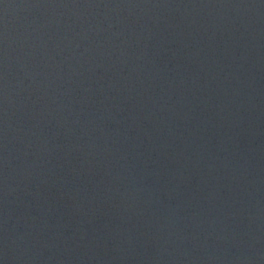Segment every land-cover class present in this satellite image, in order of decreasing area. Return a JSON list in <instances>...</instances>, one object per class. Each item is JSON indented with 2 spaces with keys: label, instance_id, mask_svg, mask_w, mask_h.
Returning a JSON list of instances; mask_svg holds the SVG:
<instances>
[{
  "label": "water",
  "instance_id": "95a60500",
  "mask_svg": "<svg viewBox=\"0 0 264 264\" xmlns=\"http://www.w3.org/2000/svg\"><path fill=\"white\" fill-rule=\"evenodd\" d=\"M0 264H264V0H0Z\"/></svg>",
  "mask_w": 264,
  "mask_h": 264
}]
</instances>
